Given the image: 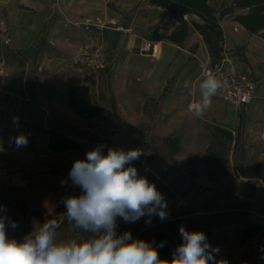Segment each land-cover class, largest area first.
Instances as JSON below:
<instances>
[{"label":"crops","instance_id":"crops-1","mask_svg":"<svg viewBox=\"0 0 264 264\" xmlns=\"http://www.w3.org/2000/svg\"><path fill=\"white\" fill-rule=\"evenodd\" d=\"M206 5L211 19L152 0H0L10 35L0 43V146L23 133L46 147L56 132L77 146L64 152L74 159L97 145L140 149L137 162L171 195L157 223L174 250L183 225L236 264L264 234V26L241 22L264 2ZM87 16L117 18L120 29L86 28ZM143 41L157 44L154 54L139 51ZM82 52L101 68L85 69ZM223 57L227 70L254 79L255 99L239 108L219 90L197 117L189 106ZM254 258L246 264H264Z\"/></svg>","mask_w":264,"mask_h":264},{"label":"clouds","instance_id":"clouds-1","mask_svg":"<svg viewBox=\"0 0 264 264\" xmlns=\"http://www.w3.org/2000/svg\"><path fill=\"white\" fill-rule=\"evenodd\" d=\"M226 86L227 80L207 75L199 85L200 98L190 109L197 117L203 116L212 98ZM13 124L19 126L18 116L13 117ZM28 143L23 133L10 137L16 149ZM104 147L97 145L86 153V159L74 161L67 180L61 181L64 186L70 180L73 188L81 189L80 195L67 196L61 203L68 220L87 238L60 239L56 219L43 223L34 219L32 230L22 240L10 238L7 229L15 230L18 224L0 206V264H227L217 260L219 248L212 247L202 231L189 232L183 225L179 228L183 243L171 261L161 260L152 243L134 239L130 231L118 234V217L135 223L147 216L145 223L151 224L152 217L164 221L170 213L165 196L132 166L143 152L108 148L105 155Z\"/></svg>","mask_w":264,"mask_h":264},{"label":"rangeland","instance_id":"rangeland-1","mask_svg":"<svg viewBox=\"0 0 264 264\" xmlns=\"http://www.w3.org/2000/svg\"><path fill=\"white\" fill-rule=\"evenodd\" d=\"M86 18L95 17L87 16ZM4 19L6 31L10 38L8 22L5 17ZM83 54L84 52H82L81 57ZM48 136L49 141L46 147L40 146L39 142L34 140V136L28 138L27 147L16 149L14 145L5 146L2 144L0 146L2 149L0 150V206L5 208L8 217L18 224L15 230L9 227L7 234L10 238L22 240L24 235L32 230L34 219L40 223L46 219H56L60 225L57 230L60 239L87 238L88 234L76 228L74 222L68 220L65 214L66 208L61 203V200L67 196L80 195L81 189L79 187L73 188L70 180L64 186L61 185V181L67 180L74 161L86 159V153L93 149L82 150L81 153L83 154L74 159L64 155V152L76 149L77 146L63 139L56 132H48ZM108 148L112 147L103 148L105 155ZM132 166L137 168L138 175L144 176L150 183H154L157 190L165 196V199L171 198L166 187L148 173L143 164L133 161ZM147 219L148 217L145 216L135 223H125L118 217V234L130 231L134 239L139 238L152 243L157 248L161 260L171 261L174 243L168 238L170 236L169 228L165 225H159L157 223L159 217L157 216L152 217L151 224L145 223ZM142 225L145 226L144 230H141L143 229ZM161 243H163V247H159ZM244 252L242 253L244 254ZM244 256L241 255L236 264H240L243 258L246 260L245 263L256 260L254 257L248 259L246 254Z\"/></svg>","mask_w":264,"mask_h":264},{"label":"built area","instance_id":"built-area-1","mask_svg":"<svg viewBox=\"0 0 264 264\" xmlns=\"http://www.w3.org/2000/svg\"><path fill=\"white\" fill-rule=\"evenodd\" d=\"M82 24L88 27H96L99 29H120L119 20L117 18H86ZM10 38L6 31L4 17L0 14V42L8 44ZM157 44L150 41H143L139 46V51L142 53L154 54ZM80 64L87 70L97 71L101 68V62L97 54L84 53L79 59ZM228 59L223 57L213 71L208 74L217 75L220 79L227 80V86L220 89L221 98L236 107H246L253 102L256 96V84L254 79L245 74L235 73L232 70H227L225 64ZM249 258L264 255V235L258 240L251 243L244 252ZM244 258L240 264H246Z\"/></svg>","mask_w":264,"mask_h":264},{"label":"trees","instance_id":"trees-1","mask_svg":"<svg viewBox=\"0 0 264 264\" xmlns=\"http://www.w3.org/2000/svg\"><path fill=\"white\" fill-rule=\"evenodd\" d=\"M163 8L167 9L169 13L179 16L183 13L194 12L203 17L212 18V10L206 5V0H152ZM264 0H236L238 6H253ZM264 5L255 9L254 13L249 16L242 17L241 22L248 30H256L264 26Z\"/></svg>","mask_w":264,"mask_h":264}]
</instances>
